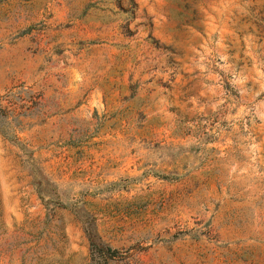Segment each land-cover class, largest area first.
<instances>
[{
	"label": "rangeland",
	"instance_id": "1",
	"mask_svg": "<svg viewBox=\"0 0 264 264\" xmlns=\"http://www.w3.org/2000/svg\"><path fill=\"white\" fill-rule=\"evenodd\" d=\"M93 245L264 264V0H0V264Z\"/></svg>",
	"mask_w": 264,
	"mask_h": 264
},
{
	"label": "trees",
	"instance_id": "2",
	"mask_svg": "<svg viewBox=\"0 0 264 264\" xmlns=\"http://www.w3.org/2000/svg\"><path fill=\"white\" fill-rule=\"evenodd\" d=\"M95 246L97 245H93V247L91 248L93 252L95 251V254L93 253V259L96 261L93 264H108L107 258H110L112 256L114 250H112L108 246H100V248H96Z\"/></svg>",
	"mask_w": 264,
	"mask_h": 264
}]
</instances>
